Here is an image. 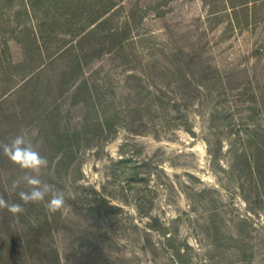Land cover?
Segmentation results:
<instances>
[{
    "label": "rangeland",
    "instance_id": "374dc122",
    "mask_svg": "<svg viewBox=\"0 0 264 264\" xmlns=\"http://www.w3.org/2000/svg\"><path fill=\"white\" fill-rule=\"evenodd\" d=\"M92 4L125 31L81 57L96 103L73 104L55 56ZM35 88L45 123L20 112ZM19 133L64 204L25 208L51 219L31 248L0 210V264H264V0H0V143ZM24 175L0 152L6 201Z\"/></svg>",
    "mask_w": 264,
    "mask_h": 264
},
{
    "label": "trees",
    "instance_id": "16d2710c",
    "mask_svg": "<svg viewBox=\"0 0 264 264\" xmlns=\"http://www.w3.org/2000/svg\"><path fill=\"white\" fill-rule=\"evenodd\" d=\"M112 8L113 7L110 5L105 8L96 7V5L94 4L90 5V7L87 8L88 15H86V21H84L85 23L81 24V26L78 28V30L74 34L73 39L69 42V44L61 48L58 51V53H56L57 55L55 57H58L59 59L62 58L64 61L63 74H65V77L67 78V81L66 83H64L63 85L64 87L61 88L60 94H58V96L60 95L61 97L63 96L69 97L70 99L73 100V104L76 103L77 101L76 98L80 96L82 93H84L83 96L84 95L87 96L85 100L88 101L89 104L92 105L96 103V100L92 92V85L88 80L89 78L87 79L86 76L84 77L85 73L83 71V67H82L83 64H82L81 57L83 58L90 57V55L92 54L94 55L96 53L101 52L99 50V45H97L94 42L98 37L104 40H108V39L113 40L114 38L124 33L125 31L124 27L123 28L116 27V28H111V29L108 28V30H106L105 33L103 34L104 30L102 29L104 25L107 23V21L109 20L110 16L112 15V11H111ZM126 25H128V23H126ZM127 39H128L127 35L126 37L122 36L119 38L117 42H114V44H116L119 47V49L123 48L124 43ZM54 60L55 58L51 59L49 64L54 63ZM29 79L30 78H28L26 81L22 83L21 87H23V89H25L24 87H27L29 85V82L32 80V79L31 80ZM25 92H26V95L30 94L32 95V97L25 98L21 102L22 104L19 107L21 114L23 115L31 114V116L35 114L33 118L31 117L30 122L38 120L39 124L45 123L48 120H50L49 112L51 111V108H44L42 111H37L36 113L34 112L35 108L33 106L31 99L34 97L37 99L40 98L37 88H35V90H32L30 93L29 92L27 93V90H25ZM99 128H100L99 130L101 131V133H103L104 130L106 129L105 126L103 125H100ZM45 136L47 137V139H49L50 136H53L51 138H54V140H56L55 138H57V140L61 141L63 140V138H68L71 135H69L68 133H59V132L56 134L47 135V132H46ZM55 145L47 146L45 150L47 151L49 149L56 150L60 154L65 152L64 145L62 143L61 144L58 143L56 146ZM65 147H67V145ZM33 205L34 203H28L24 205V208L26 209L32 208ZM38 206L42 210H46L44 202H39ZM50 222H51V219L47 216L46 213L42 217L41 220H38L37 222H33L32 219L27 218L24 212L23 214L18 216L17 220L14 218L11 233H14L17 235L16 241L18 242L19 245L24 243L25 245H29V248H31L30 246H31V243H33V239H36V243L38 244L40 230L44 226L48 225ZM46 252L48 253L51 252V254H53V257H56L55 250L51 249L50 247L46 248V251L44 253ZM3 256H4L3 252H0V262L3 261V258H2Z\"/></svg>",
    "mask_w": 264,
    "mask_h": 264
},
{
    "label": "clouds",
    "instance_id": "9594fccd",
    "mask_svg": "<svg viewBox=\"0 0 264 264\" xmlns=\"http://www.w3.org/2000/svg\"><path fill=\"white\" fill-rule=\"evenodd\" d=\"M0 152L13 164L25 170L21 180L29 186L28 190H21L18 193L19 201L22 203L6 201L4 196L0 195V210H7L14 218H18L19 214L25 212L24 205L43 202L46 197H50L45 206L51 212L57 211L64 204V193L61 190L54 189L53 185L33 174L46 168L48 161L25 134H16L8 142L0 143ZM21 180L13 181V190L20 186Z\"/></svg>",
    "mask_w": 264,
    "mask_h": 264
}]
</instances>
